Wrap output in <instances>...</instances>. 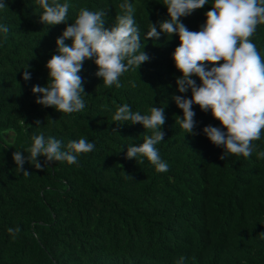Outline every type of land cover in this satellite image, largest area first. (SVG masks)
Instances as JSON below:
<instances>
[{
  "label": "trees",
  "instance_id": "1",
  "mask_svg": "<svg viewBox=\"0 0 264 264\" xmlns=\"http://www.w3.org/2000/svg\"><path fill=\"white\" fill-rule=\"evenodd\" d=\"M0 2L7 5L0 9V25L9 28L7 39L0 33V264H177L181 257L182 264H221L222 256L228 258L224 264H264V159L257 157L264 151V131L249 158L221 160L224 149L203 134L205 126L219 127V121L193 105L196 135L184 134L176 141L162 126L164 140L156 147L169 170L159 173L147 159L138 164L126 158L127 145L139 146L148 130L139 123L118 126L112 121L118 106L126 103L149 114L177 88L174 82L181 73L172 54L178 36L169 40L161 34L143 41L149 60L124 73L119 88L105 87L93 60H86L78 73L85 108L65 114L37 104L40 94L31 91L47 83L45 65L57 54L56 39L83 7L106 10L105 27H110L123 0H69L68 22L48 27L39 22L34 0ZM129 2L136 8L142 39L150 22L169 19L164 0ZM212 3L208 0L181 22L191 31L200 30ZM251 40L264 58V25H258ZM27 65L31 78L25 81ZM186 96L191 98V92ZM170 106L178 108L174 101ZM41 133L61 141L62 150L80 138L95 149L80 154L72 165L52 161L36 169L26 160L25 175L16 168L13 153L22 151L27 157L32 138ZM195 146L193 161L183 167L173 147L187 154ZM37 160L44 165V156ZM249 214L256 221L246 224L240 216ZM17 227L20 232L13 239L7 230ZM245 227L243 235L254 236L257 248L239 260L238 251L224 239Z\"/></svg>",
  "mask_w": 264,
  "mask_h": 264
},
{
  "label": "clouds",
  "instance_id": "2",
  "mask_svg": "<svg viewBox=\"0 0 264 264\" xmlns=\"http://www.w3.org/2000/svg\"><path fill=\"white\" fill-rule=\"evenodd\" d=\"M163 5L167 8L169 19L150 22L143 39L135 20L136 8L129 0H123L118 5L120 14L115 16L110 27H105L106 10L81 8L75 21L67 24L56 39L57 54L52 55L45 65L47 83L31 89L33 94H40L35 102L60 113L81 112L85 108L86 93L78 73L86 60H93L98 69L95 75L102 78L105 87L114 85L119 88L120 77L124 73L137 70L149 60L143 51V41L159 39L161 34L170 40L176 35L179 44L172 59L181 73L174 82L177 88L168 92L158 107L150 109L149 114L133 111L125 103L118 106L112 116V121L118 126L124 124L121 122L139 123L150 133L144 136L139 146L127 145L126 158H135L138 164L147 159L157 172H167L169 165L162 160L156 147L164 140L162 126L166 124L168 137L176 141L182 140L184 134L196 135L193 131L196 124L193 105L199 106L202 112H210L219 121V127L205 126L203 134L212 144L224 149L219 157L221 160L231 155L249 158L256 150L254 141L260 140L264 131V58L251 40L258 25H264V0H213L198 31L189 30L180 18L188 17L208 5V0H164ZM34 6L39 22L47 27L67 23L72 7L69 0H34ZM6 7L0 2V9ZM8 32L7 25H0L4 39H7ZM69 39L71 45L65 43ZM24 69L22 79L28 81L31 78L28 65ZM189 91L191 98L186 96ZM173 101L178 108L170 106ZM32 140L27 157L22 151H15L12 156L16 168L25 175L29 174L23 169L26 160L36 169L45 168L52 161H66L72 165L78 162L80 154L95 149V144L86 138L70 141L64 150L61 141L51 136L46 138L43 133ZM178 147H173L176 148L173 149L174 158L180 160L183 167L189 166L198 148L195 146L185 154ZM205 154L209 155V151L206 150ZM38 156L45 157L44 165L38 162ZM257 157L264 159V151L258 152ZM221 216L238 218L225 214L217 217ZM249 216L240 217L246 224L256 221ZM7 231L15 239L20 229L9 228ZM247 231L245 227L242 232L224 239L226 245L238 251L239 260H242L243 254L255 253L257 248L254 236L243 235ZM240 249L244 251L240 252ZM184 259L181 257L177 264H182ZM227 259L222 256L221 264Z\"/></svg>",
  "mask_w": 264,
  "mask_h": 264
}]
</instances>
